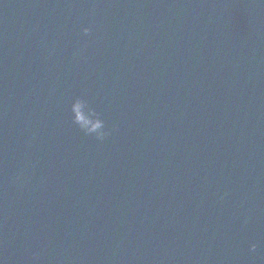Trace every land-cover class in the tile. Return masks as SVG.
Here are the masks:
<instances>
[{"label":"water","instance_id":"water-1","mask_svg":"<svg viewBox=\"0 0 264 264\" xmlns=\"http://www.w3.org/2000/svg\"><path fill=\"white\" fill-rule=\"evenodd\" d=\"M0 264H264V0H0Z\"/></svg>","mask_w":264,"mask_h":264},{"label":"clouds","instance_id":"clouds-1","mask_svg":"<svg viewBox=\"0 0 264 264\" xmlns=\"http://www.w3.org/2000/svg\"><path fill=\"white\" fill-rule=\"evenodd\" d=\"M85 34H88L91 29L84 28L83 29ZM86 106V101L82 98H78L75 100V102L71 106L72 112L75 114V122L79 124V126L89 135L96 134L98 138L103 139L104 136L108 135V133H105L101 131L104 128V122L103 120L96 119V120H90L85 119L83 116V110ZM252 249H256V245H252Z\"/></svg>","mask_w":264,"mask_h":264}]
</instances>
